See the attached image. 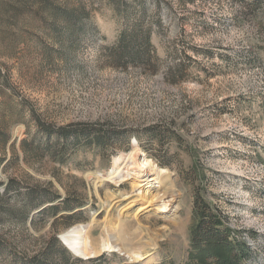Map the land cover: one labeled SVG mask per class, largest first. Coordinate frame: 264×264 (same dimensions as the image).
Instances as JSON below:
<instances>
[{"label": "rangeland", "instance_id": "rangeland-1", "mask_svg": "<svg viewBox=\"0 0 264 264\" xmlns=\"http://www.w3.org/2000/svg\"><path fill=\"white\" fill-rule=\"evenodd\" d=\"M137 23L150 65L116 50ZM135 142L168 171L153 202L105 179ZM197 198L264 264V0H0V264H196ZM112 223L139 258L61 239Z\"/></svg>", "mask_w": 264, "mask_h": 264}, {"label": "trees", "instance_id": "trees-1", "mask_svg": "<svg viewBox=\"0 0 264 264\" xmlns=\"http://www.w3.org/2000/svg\"><path fill=\"white\" fill-rule=\"evenodd\" d=\"M151 41L152 34L150 31L143 30L141 24L137 23L130 30L121 32L119 43L116 44V50L120 52L119 56L125 58L123 55H127L129 59L131 58V54L135 52V56L132 58L134 62L150 65L151 57H149V53L154 50ZM114 48L115 46L112 47V49ZM47 132L49 131L47 130ZM84 135L86 137L92 136V134L85 133ZM11 187L8 184V189ZM60 198L61 195L55 194L52 201ZM78 207L81 206L71 205L70 196H67L62 200L61 205H53L52 209L55 212L62 211L61 208L65 211H74ZM195 208L200 216V220L192 230V246L194 250L191 253V259L196 264H206L210 258L211 260L209 261H212V258H214L217 264H243L252 254V249L245 237L239 236V232L236 233L228 225H225L223 217L213 213L206 202L200 201L197 198ZM73 224V222L70 223V225Z\"/></svg>", "mask_w": 264, "mask_h": 264}, {"label": "bare ground", "instance_id": "bare-ground-1", "mask_svg": "<svg viewBox=\"0 0 264 264\" xmlns=\"http://www.w3.org/2000/svg\"><path fill=\"white\" fill-rule=\"evenodd\" d=\"M121 163L125 164L122 166ZM113 165V169L106 174L105 179L111 180L116 185H121L123 182L132 177L148 180L149 182H152L151 184L154 187V190L149 192L148 195V197H151V202H153V199L159 193L160 185L158 183L162 182V178L168 172L166 168L160 166L152 158L148 157L139 148L137 142L134 143V147L130 152L114 156ZM156 189H158L157 193H155ZM146 196L147 192H145V197ZM167 201L170 200H165L164 198L159 197L157 199L156 207L162 211L170 210V203L168 204ZM104 228L107 234H105L100 241H94L88 235L89 233L86 234L84 224L74 225L60 235L65 241L63 244L67 247V249L75 256L83 259H91L103 251L123 252L122 254L128 256L132 260L139 258V251L136 249L124 248L113 239L111 232L114 230H117L118 238L126 239L125 232L120 230L119 226L112 223L106 225Z\"/></svg>", "mask_w": 264, "mask_h": 264}, {"label": "water", "instance_id": "water-1", "mask_svg": "<svg viewBox=\"0 0 264 264\" xmlns=\"http://www.w3.org/2000/svg\"><path fill=\"white\" fill-rule=\"evenodd\" d=\"M60 238H61V237H60ZM61 239H62V238H61ZM61 239H60V240H61ZM62 241H63V243H65V241H64V240H62ZM82 259H83V258H82Z\"/></svg>", "mask_w": 264, "mask_h": 264}]
</instances>
